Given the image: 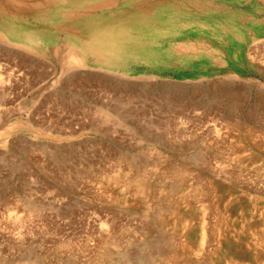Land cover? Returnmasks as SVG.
I'll return each mask as SVG.
<instances>
[{
    "label": "rangeland",
    "instance_id": "obj_1",
    "mask_svg": "<svg viewBox=\"0 0 264 264\" xmlns=\"http://www.w3.org/2000/svg\"><path fill=\"white\" fill-rule=\"evenodd\" d=\"M161 1L0 0V264H264V0Z\"/></svg>",
    "mask_w": 264,
    "mask_h": 264
},
{
    "label": "bare ground",
    "instance_id": "obj_2",
    "mask_svg": "<svg viewBox=\"0 0 264 264\" xmlns=\"http://www.w3.org/2000/svg\"><path fill=\"white\" fill-rule=\"evenodd\" d=\"M65 2L67 4L74 5L73 7L77 8L79 11V13L75 14V17H74V20H75L74 23L77 22L76 26L79 25V26L88 27V28H86V30L84 32H80L77 30L75 31V29H74V32H72V33L66 32L65 33L66 38H73L74 40L85 41V42H86V40H89L91 38H95L94 41H107L109 44H118L119 45V44L123 43L122 40H124V39H126L127 41H128V39H132V36H134V35H132L133 32L141 33V35L145 38L158 37V36L162 37L161 35L167 36V33L161 34V31H158L159 32V34H158V32L155 30L156 28H154V26L152 24H149V23H148L149 24L148 25L149 26L148 31H143L140 29L141 25H147V24H142L141 16L137 15V12L143 13L142 10H134L131 12V11L122 10L120 8L117 12L114 11L115 13H112L109 16L98 17V19L95 22L88 23L86 21L85 22L82 21L80 23V21H78L79 18H81L83 16H85L87 18L86 12L88 10L97 8L96 2L95 3L94 2L88 3L87 0H65ZM108 3H109V1L105 2L106 5ZM196 3H197L196 0H162L161 2L158 3V6H160L161 9H163L165 11V15L167 13L169 15L165 20L160 22V26L170 25V27H174V26L180 27L182 19L188 20V19L196 18L197 16H199L198 11L194 7V5ZM188 4L193 5V9H194L193 11H189L187 9ZM51 6H53V5L51 4ZM127 9L129 10V8H127ZM202 14L204 15V12ZM154 15H157V14L154 13ZM152 17H154L153 14H152ZM137 20H140V22H138ZM71 21H72V19H71ZM143 21H145V20H143ZM98 23H102V24H98ZM96 26L103 27V29H102L103 31L97 30L95 28ZM123 37H125V38H123ZM87 50H88V48H87Z\"/></svg>",
    "mask_w": 264,
    "mask_h": 264
}]
</instances>
